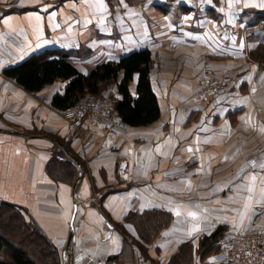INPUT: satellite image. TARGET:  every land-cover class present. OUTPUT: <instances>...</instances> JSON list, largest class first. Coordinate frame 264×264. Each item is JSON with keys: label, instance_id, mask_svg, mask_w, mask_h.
<instances>
[{"label": "crops", "instance_id": "1", "mask_svg": "<svg viewBox=\"0 0 264 264\" xmlns=\"http://www.w3.org/2000/svg\"><path fill=\"white\" fill-rule=\"evenodd\" d=\"M96 3L0 0V203L32 216L56 245L60 264L66 263L67 246L73 253L115 256L119 264H134L142 256L168 264L180 244L196 245L220 225L230 233L255 230L244 223L236 227L237 209L229 210L234 190L250 183L230 185L225 175L240 169L233 163L241 155L229 151L246 145L230 144L242 140L236 128L239 115L253 106L250 97L244 104L241 98L260 91L258 86L264 92V7L258 6L264 0H233L231 8L228 0H124L127 9L118 0H104L107 10L97 9ZM36 15L42 18L40 31ZM9 17L11 28L3 23ZM142 49L152 53L150 79L161 115L147 125L126 124L114 137L101 128L90 130L87 123L73 125L52 106L53 96L63 93L67 82L29 92L4 73L47 50L88 73L98 63ZM207 69L231 71L234 87L208 100L194 97ZM137 80L136 75L130 83L133 96ZM118 82L102 94L121 99ZM61 143L69 146L64 154L77 168V184L48 171ZM122 166L128 168L126 182L120 177ZM257 169L254 165L249 172L257 175ZM150 209L171 213L174 220L146 243L125 217ZM194 226L199 230L189 236ZM126 235L145 250L127 242ZM215 259L214 254L205 259L195 255L190 264Z\"/></svg>", "mask_w": 264, "mask_h": 264}, {"label": "trees", "instance_id": "2", "mask_svg": "<svg viewBox=\"0 0 264 264\" xmlns=\"http://www.w3.org/2000/svg\"><path fill=\"white\" fill-rule=\"evenodd\" d=\"M56 53H58L56 50H47L34 54L19 64L7 68L4 73L29 92L40 91L58 80L67 82L64 92L56 93L52 98V106L61 111L73 106L88 93L102 95L105 86L119 81L118 91L121 99L114 101V106L126 124L147 125L160 117L158 98L150 79V70L154 61L149 49L130 52L118 60L98 63L88 73H82L65 55L53 57ZM259 55L256 57L259 58ZM136 75L138 76L136 96H133L129 87ZM66 147L69 149L67 144L61 143L60 148L54 151L47 168L54 178L74 183L78 172L64 154ZM4 218H8L12 223L14 233L6 235L5 232L0 231V254L5 255L0 264H60L56 245L40 229L32 216L14 204L0 203V219ZM173 220L174 216L171 213L156 209L131 212L125 217V222L132 223L140 239L146 243L154 242ZM18 224L23 225L27 231L22 232ZM228 231L227 225H220L213 232L199 238L196 245L192 241L183 242L168 264H190L195 255L205 259L218 252L219 245ZM16 234L21 237L18 241L14 240ZM134 243L140 245L137 241ZM139 247L141 252L145 250L142 245ZM111 260L118 262L115 256Z\"/></svg>", "mask_w": 264, "mask_h": 264}, {"label": "rangeland", "instance_id": "3", "mask_svg": "<svg viewBox=\"0 0 264 264\" xmlns=\"http://www.w3.org/2000/svg\"><path fill=\"white\" fill-rule=\"evenodd\" d=\"M221 70L218 74V72H214L211 69H207L202 73V75L198 78L197 81V89L194 90L193 96L201 99L200 97H197V90L200 87V80L207 74H210L211 76H215V78L221 79L218 80L220 82V88L213 94L209 95L206 99L208 100L211 98H215L217 96H220L221 94L227 93L231 88L234 87V81L235 77L233 76V73L231 71H223ZM110 85V84H109ZM260 91L257 92H252L247 95H243L241 98V102L248 103V99L250 97L252 101V108L246 107V111L242 109L240 115H239V124L236 126L238 129V133L241 135V141L233 140L230 142H236V143H245V147H242V149H239V151H229L230 155H234L236 153L240 154L241 156L236 158L238 160L237 162L235 161L233 163V166L239 165L240 169H236L235 171L227 172L225 175V181L228 182V184L232 185L233 183L236 186L245 184L247 183H252L250 181V176L255 175L252 172H249L253 170L254 165L251 163L252 161H255V165L257 166V177L255 181V190L251 193L253 196V200L251 201V204L247 210H245L244 205L247 203V197L250 195L248 192L247 188H239L238 190H234L235 199L231 197L233 200V203L231 204L229 210H236L234 212V216L236 217L235 219V224L236 227L242 224L239 219L241 214L243 215V223L246 225L248 228L251 226H255V230L257 229H264V226H261L262 223H264V200H261L260 194H261V189L264 188V174L261 175V172H264V168H260L259 165L261 163H264V132H262L260 129L264 127V92L260 86ZM108 90V86H105L103 88V92ZM103 96H108L105 94H102ZM112 98V97H111ZM113 99V98H112ZM203 101V100H202ZM195 115H192L194 117ZM231 120L234 121L236 120V117L230 116ZM193 119V118H192ZM70 121V119H68ZM192 120H190L191 122ZM73 125L74 122L71 120L70 121ZM86 122H80V124H85ZM232 124V122H231ZM256 137L255 139H253ZM232 152V153H231ZM261 172H260V171ZM263 184V185H262ZM229 186V185H227ZM232 187V186H231ZM230 191V190H227ZM245 194V195H244ZM244 195V196H243ZM245 198V199H244ZM240 203V205H238ZM251 208V209H250ZM239 213V215H237ZM13 222V221H12ZM234 225H231L233 227ZM19 229L23 231H27V229L23 225L18 224ZM234 230V228H232ZM231 230V229H230ZM236 230V229H235ZM238 230V229H237ZM0 231L5 232L7 234H13V229H12V223L9 222L8 218L0 219ZM231 231H229L228 234ZM131 237V236H130ZM15 241H18L21 237L16 234V237H14ZM132 238V237H131ZM135 240V239H134ZM133 242V239H132ZM141 242H139L140 244ZM140 246V245H139ZM141 248V247H140ZM219 251V250H218ZM217 253V252H216ZM215 254V253H214ZM213 255V254H212ZM2 258L5 257V255H1Z\"/></svg>", "mask_w": 264, "mask_h": 264}, {"label": "built area", "instance_id": "4", "mask_svg": "<svg viewBox=\"0 0 264 264\" xmlns=\"http://www.w3.org/2000/svg\"><path fill=\"white\" fill-rule=\"evenodd\" d=\"M215 76L205 75L200 80L197 97H207L220 88V82ZM65 118L78 125L85 121L90 130L101 128L114 137L126 127V123L117 113L114 100L110 96L88 93L76 104L61 111ZM128 168H119L121 179L126 182ZM129 242L132 238L125 236ZM216 259L212 264H264V229L243 231L236 230L226 236L219 245V251L214 254ZM70 264H119L109 256L95 255L87 252H74ZM134 264H155L151 258L139 257Z\"/></svg>", "mask_w": 264, "mask_h": 264}, {"label": "snow or ice", "instance_id": "5", "mask_svg": "<svg viewBox=\"0 0 264 264\" xmlns=\"http://www.w3.org/2000/svg\"><path fill=\"white\" fill-rule=\"evenodd\" d=\"M85 3H88V0H84ZM118 2L124 7V8H128V5L124 3V0H118ZM208 3H211V0H208ZM232 4H233V0H228V7L231 8L232 7ZM74 6V5H73ZM97 9L99 10H107L106 9V5L104 3V0H97V3L94 5ZM260 7H264V3L258 5ZM55 13H52V17H55ZM11 17L7 18V19H4L3 20V23L5 25H7L9 28H11ZM29 19L31 20L32 17H29ZM35 21L37 22L36 23V30L37 31H40V28H39V25H40V22L42 20V18L39 16V15H36L34 17ZM186 19H191V17H187ZM229 23H231V21H229ZM55 27H59V25H54ZM41 35H42V32H41ZM241 47H243V45H241ZM253 92L255 91V89L252 90ZM262 132H264V127H262L260 129ZM197 142H199V137H197ZM168 143H170V140L168 141ZM161 150V146L160 145H157V148H156V151L157 152H160ZM198 150V149H197ZM187 151L191 152L192 151V148L189 147L187 149ZM225 159H227V157H225ZM253 165H255V161H252L251 162ZM260 168H264V163H261L259 165ZM250 181L252 182L251 184H249L247 186V190L248 192L250 193V195L247 197V203L244 205L245 207V210H247L251 204V201L253 200V196L251 195V193L254 191V184H255V181L257 179V177L255 175H252L250 176ZM190 183V182H189ZM260 197H261V200H264V188L261 189V194H260ZM176 215H180V213L177 211ZM189 216L193 217V218H196L197 217V213L196 212H189L188 213ZM243 215L244 214H241L240 216V222L243 223ZM130 227V226H129ZM199 230V227L198 226H194L187 234L190 236L192 234V232H195V231H198ZM164 235H168V233H164Z\"/></svg>", "mask_w": 264, "mask_h": 264}, {"label": "water", "instance_id": "6", "mask_svg": "<svg viewBox=\"0 0 264 264\" xmlns=\"http://www.w3.org/2000/svg\"><path fill=\"white\" fill-rule=\"evenodd\" d=\"M79 179H80L79 177L76 179V184L78 183ZM75 215H76V208H75V210H74L73 220H72V221H74ZM72 223H73V222H72ZM71 238H72V232H71V234H70L69 239L71 240ZM72 255H73V252L71 251L70 246H67V248H66V256H65V261H66L65 264H70V261H71V257H72Z\"/></svg>", "mask_w": 264, "mask_h": 264}]
</instances>
